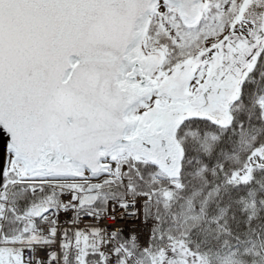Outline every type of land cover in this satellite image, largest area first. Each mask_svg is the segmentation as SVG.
Here are the masks:
<instances>
[{
  "label": "snow or ice",
  "instance_id": "6c2138e0",
  "mask_svg": "<svg viewBox=\"0 0 264 264\" xmlns=\"http://www.w3.org/2000/svg\"><path fill=\"white\" fill-rule=\"evenodd\" d=\"M0 264H264V0H0Z\"/></svg>",
  "mask_w": 264,
  "mask_h": 264
}]
</instances>
